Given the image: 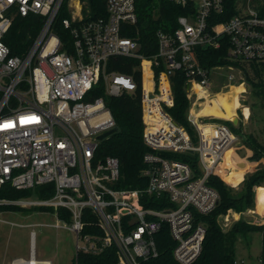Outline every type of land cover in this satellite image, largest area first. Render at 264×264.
Instances as JSON below:
<instances>
[{
    "label": "built area",
    "instance_id": "1",
    "mask_svg": "<svg viewBox=\"0 0 264 264\" xmlns=\"http://www.w3.org/2000/svg\"><path fill=\"white\" fill-rule=\"evenodd\" d=\"M64 1L0 0V187L8 183L36 189L52 184L41 187L43 193L52 192L50 197L37 193L36 199L0 198V205L53 213L58 220L54 227L76 234L75 259L80 251L99 254L114 248L115 264H142L157 256L156 234L166 224L175 240V260L192 264L207 232L199 216L214 210L220 199L209 176L239 138L226 123L202 124L188 109L195 141L168 112L174 104L171 77L177 70L186 74L191 103L199 98L197 86L210 90L212 73L224 67L232 71L223 88L239 80L244 83L240 67H203L194 49L227 44L233 61H264V11L249 4L241 8L237 0L236 13L215 21L226 12L224 0H171L183 6L185 14L178 16L175 29L156 30L158 51L147 58L139 53L138 39L129 36L138 21V0H106V15L87 21L81 11L84 0H74L70 17L63 19L73 36L72 47L54 31ZM31 14L40 16V29L26 52L12 54L4 37L17 16ZM116 56L141 58L143 137L148 147L142 170L148 184L143 189L116 186L119 159L99 153V136L115 127V119L103 97L87 99L102 78L109 95L138 87L134 75L107 70ZM145 63L151 75L148 89ZM187 152L197 154L200 173L188 162L166 155ZM152 202L159 206L148 205ZM87 209L96 216L100 234L83 232ZM35 236L32 230L31 256L36 255Z\"/></svg>",
    "mask_w": 264,
    "mask_h": 264
},
{
    "label": "trees",
    "instance_id": "2",
    "mask_svg": "<svg viewBox=\"0 0 264 264\" xmlns=\"http://www.w3.org/2000/svg\"><path fill=\"white\" fill-rule=\"evenodd\" d=\"M226 12L215 21L227 20L236 13L237 0H224ZM84 20L99 18L106 15V0H84ZM138 21L133 25L129 36L138 39L140 43L139 53L147 58H152L158 51L156 30L164 27L173 30L177 27V18L185 14V8L171 0H138L137 2ZM68 0L63 6L54 22V31L64 40L68 41V46L72 47L73 36L71 30L63 24V19L70 17ZM41 26L39 15L31 14L26 17L17 16L4 40L10 46L12 54L22 55L30 47L34 37ZM229 46L223 44L218 48L195 47V53L200 65L211 68L218 64L234 63L242 70L243 80L248 82L251 93L258 97V103L264 108V61H233L228 56ZM141 58L130 56H116L110 58L107 65L108 71H116L134 75L138 81V87L134 91H124L120 95H109L106 92L104 79L93 86L87 94V99L101 96L104 98L106 106L110 109L115 119L114 132L103 138L99 145L100 155L114 156L120 161L121 174L116 182L120 188L143 189L148 184V179L142 174L145 167L144 155L148 147L144 143V122H143V92H142V71L140 69ZM156 72H159L156 69ZM174 92V104L168 107V112L180 124L184 125L191 133L193 139L197 141L196 131L187 119V112L190 107V99L187 91V76L182 70H177L171 77ZM236 83V82H233ZM241 83L237 81L236 84ZM229 88V89H227ZM220 90V89H219ZM208 98L216 96L222 105L228 107L230 104V86L215 94L206 91ZM218 122L233 125V121L213 118ZM241 122L237 123L239 126ZM232 130L236 133L235 127ZM238 133V132H237ZM236 133V134H237ZM243 139V144L252 150L249 157L251 161H261L264 159V140H261L257 132L248 131L239 133ZM229 152V159L230 154ZM179 159L188 162L195 173H200L198 156L196 153H168ZM245 175L239 188L227 183L220 172H215L209 176L208 182L216 188L220 194L219 203L214 210L207 214H201L199 218L207 225V232L203 243V249L199 257L192 264H237V243L239 239L249 232H260L262 236V248L260 253L261 264H264V223H252L245 218L235 221L228 230H224L219 218L230 209L243 212L248 208H254L256 204L255 187L264 185V164ZM224 175L225 179L229 176ZM233 174L230 175L232 177ZM52 186L44 184L35 188L17 189L10 184L0 187V198L18 199L22 196L35 192L40 197L46 198L52 195L41 192V187ZM40 187V188H39ZM148 205L159 206L157 202ZM15 205H0V211L18 209ZM63 211V209H60ZM87 215L84 233L100 234L101 230L96 224L97 218L90 211ZM250 220V219H249ZM260 220L261 219H257ZM253 221V220H250ZM156 241L159 254L155 257L143 260L142 264H180L173 256L175 240L170 234L168 225L164 224L156 234ZM116 254L114 248H108L99 254L79 252L72 264H115Z\"/></svg>",
    "mask_w": 264,
    "mask_h": 264
},
{
    "label": "rangeland",
    "instance_id": "3",
    "mask_svg": "<svg viewBox=\"0 0 264 264\" xmlns=\"http://www.w3.org/2000/svg\"><path fill=\"white\" fill-rule=\"evenodd\" d=\"M242 8L244 5L249 4L250 6L258 9L260 11H264V0H239ZM84 2L81 3L82 7V15L85 16L84 12ZM68 8L69 11L74 9V0H68ZM232 70L228 67H224L222 70L218 72H214L211 75V87L210 90L218 91L223 88L222 84L228 82V73ZM240 79V78H239ZM239 82V81H238ZM237 83V81H236ZM244 90L239 94V101L245 107H251L252 113L250 118L246 117L241 110H237L235 115L238 117H242L243 121H240L241 124L238 126L233 123V125L228 124L229 127H235L236 133L244 132V126L250 125L251 130H255L260 138H264V108H262L258 103V97L251 93L250 88L248 87V82H244ZM225 88V87H224ZM229 89V88H227ZM205 98L206 94H205ZM205 99H203L204 101ZM240 103V102H239ZM231 105V99L230 104ZM240 105V104H239ZM204 122L206 119H202ZM213 121V119H211ZM232 121V119H231ZM218 122V121H217ZM221 122V121H220ZM203 124V122H201ZM255 132V131H254ZM242 138V137H241ZM238 141L237 145H239L240 141L243 143V139ZM234 146L233 148H238ZM232 148V149H233ZM227 158V157H226ZM224 159L219 169L216 172L222 171L226 173L228 176L230 174L229 168L231 167L228 163L229 160ZM264 164V160H262V164ZM224 166V171L222 169ZM235 167V166H234ZM233 167V168H234ZM244 169V168H243ZM243 171V170H242ZM227 183L231 184L229 181L237 183L242 178V172H232V177H228L225 179L224 175H221ZM231 175V174H230ZM234 187V186H233ZM257 192L258 197V211L264 208V187H259L255 190ZM255 192V194H256ZM21 198L27 199H36L38 195L35 192L32 194L22 196ZM249 211V208L245 211ZM243 211V212H245ZM229 212V211H228ZM227 212V213H228ZM256 212V211H255ZM227 213L224 215L226 216ZM252 211L249 212L248 219H264L263 216L255 217V215H251ZM0 219H4L7 221L17 222L18 225H11L8 222L0 220V264H13L15 260L18 258L29 259L31 257L30 254V232L35 230V246H36V259L38 260H51L52 264H72L75 254H76V234L67 228H56L53 226L58 220L53 213L46 212L39 207H27L21 208L19 207L15 211L6 210L0 211ZM225 219V218H224ZM219 220L223 229L227 227L226 224L230 222L228 216H226L225 220ZM229 229V228H228ZM226 229V230H228ZM237 247H241L243 249L237 250V264H261L260 261V253L262 248V236L260 232H249L246 236L239 239L237 243Z\"/></svg>",
    "mask_w": 264,
    "mask_h": 264
},
{
    "label": "crops",
    "instance_id": "4",
    "mask_svg": "<svg viewBox=\"0 0 264 264\" xmlns=\"http://www.w3.org/2000/svg\"><path fill=\"white\" fill-rule=\"evenodd\" d=\"M242 83V82H241ZM240 84V83H239ZM239 84H235V85H239ZM223 88H221L220 90H222ZM220 90H218V91H215V90H206L207 92H209L210 94H215V93H217V92H219ZM243 91V90H242ZM241 91V92H242ZM206 94V93H205ZM231 95H232V93L230 94V99H231ZM206 97H207V95H206ZM214 97H216V96H214ZM217 98V97H216ZM194 100L192 101V103H191V105H190V107H189V109H190V114H192L191 113V110L192 109H195V105H194V103H201V102H203V99H205L206 100V98H203V94L202 95H199V98H193ZM218 99V98H217ZM238 99H239V96H238ZM204 100V101H205ZM219 100V99H218ZM240 100V99H239ZM219 102H220V100H219ZM240 102V105H238V107L236 108V112H237V110L239 109V110H241L244 114H246V117L249 119L250 118V116H251V113H252V109H251V107H247L248 108V114L245 112V106L244 105H242L241 104V101H239ZM221 103V102H220ZM222 104V103H221ZM235 112V113H236ZM235 116H237V115H233V117H231V118H225V117H216V116H213V115H200V116H198L197 118H195V119H197V121H199L200 123L201 122H203V124L205 123H207V124H211L212 122H217L216 120H213V121H211V119H213V118H220V119H226V120H231V119H233ZM238 117V116H237ZM202 119H206L205 121H209V122H204ZM240 121H243V119H242V117H238V123L240 122ZM244 131L245 132H248V131H252L251 130V126L250 125H245L244 126ZM255 132L257 131L256 130V128H255V130H254ZM237 136H238V138H239V140H240V138H241V136H239L238 134H237ZM242 139V138H241ZM261 140H264V138H260ZM240 144L239 145H237V147L238 148H233V149H230L229 151H228V153H227V158H228V160H229V164H230V168H229V170H230V174H232V172L233 171H236V172H242V178H241V180L240 181H238L237 183H234V182H232V181H229L230 183H231V185L232 186H234L235 188H239L240 187V185H241V183H242V181H243V179H244V177H245V175L247 174V173H249V172H253V171H255L258 167H259V165H260V162H262V160H264V159H262L261 161H251L250 159H249V157L252 155V150L251 149H249V148H247L243 143H241V141L239 142ZM230 151H232L231 152V154H230V159H229V152ZM226 158V159H227ZM235 166V167H234ZM234 167V168H233ZM244 168V169H243ZM222 169H223V171L225 170L224 169V166H222ZM243 170V171H242ZM227 173V172H226ZM226 173H225V175H226ZM230 174L228 175V176H230ZM227 176V175H226ZM227 181V180H226ZM259 187H264V185H260V186H256L255 187V190L257 189V188H259ZM256 192V191H255ZM258 206H259V204H258V197H257V192H256V204H255V207L254 208H249V211L247 210V211H245V212H237V211H234V210H232V209H230L229 210V212L227 213V215L226 216H228V220L230 221V222H228V224H226V228H225V230L226 229H228V228H230L231 226H232V224L235 222V221H237V220H239L240 218H245L246 220H248L249 222H252V223H264V219H261V221L260 220H257V219H253V221H250L249 219H248V214H249V212H251L252 211V213H251V215H255V217H260V216H263L264 217V208H262V210H260V211H258ZM256 211V212H255ZM225 215V214H224ZM224 215H222V216H220V218H219V220L221 219V220H223L224 218L226 219V216H224ZM224 219V220H225ZM240 250V249H243V248H241V247H237V250ZM22 258V257H21ZM14 263V262H13Z\"/></svg>",
    "mask_w": 264,
    "mask_h": 264
},
{
    "label": "bare ground",
    "instance_id": "5",
    "mask_svg": "<svg viewBox=\"0 0 264 264\" xmlns=\"http://www.w3.org/2000/svg\"><path fill=\"white\" fill-rule=\"evenodd\" d=\"M145 64H146L145 86H146V89H148L150 86L151 75H150L149 70L147 69L148 63H145ZM235 84L236 83H231L229 85L230 86V94L232 93L230 106L225 107L224 105H222L219 102V100L216 97L206 98V100L201 102V103H194L195 109L191 110V113H192L191 115H193L195 118H197L200 115H213L216 117H225V118L233 117V115L236 112V108L240 104L238 96H239L240 92L245 89L243 83H240L239 85H235ZM229 86H227V87H229ZM206 90H209V89H205V88L197 86L198 94L199 95L203 94V98H205ZM245 112L248 114V108L247 107H245ZM189 113H190V109H189ZM39 262H40V260L36 259L35 256H31L29 259L18 258L17 260L14 261L13 264H38Z\"/></svg>",
    "mask_w": 264,
    "mask_h": 264
},
{
    "label": "water",
    "instance_id": "6",
    "mask_svg": "<svg viewBox=\"0 0 264 264\" xmlns=\"http://www.w3.org/2000/svg\"><path fill=\"white\" fill-rule=\"evenodd\" d=\"M232 121H233V123L237 124V123H238V117L235 116V117L232 119ZM114 130H115V129L113 128V129H110V130H108V131L102 133V134L99 136V138H100V139H103V138L107 137V136L110 135L112 132H114Z\"/></svg>",
    "mask_w": 264,
    "mask_h": 264
}]
</instances>
